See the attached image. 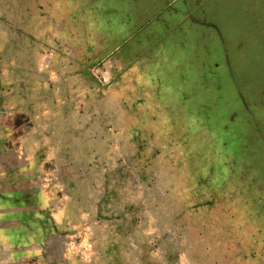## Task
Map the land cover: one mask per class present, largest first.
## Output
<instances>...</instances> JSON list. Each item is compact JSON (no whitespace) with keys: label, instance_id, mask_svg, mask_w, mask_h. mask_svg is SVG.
<instances>
[{"label":"rangeland","instance_id":"1","mask_svg":"<svg viewBox=\"0 0 264 264\" xmlns=\"http://www.w3.org/2000/svg\"><path fill=\"white\" fill-rule=\"evenodd\" d=\"M29 198L0 240L48 226L45 264H264V0H0V208Z\"/></svg>","mask_w":264,"mask_h":264},{"label":"crops","instance_id":"2","mask_svg":"<svg viewBox=\"0 0 264 264\" xmlns=\"http://www.w3.org/2000/svg\"><path fill=\"white\" fill-rule=\"evenodd\" d=\"M2 202V201H1ZM16 202V208L7 209V208H0V213L2 212H20V211H26L29 213L25 218H21L10 222H4L0 220V228H7L10 226H22L26 227L25 225H28V223L32 224V220L35 219V216L38 218L40 217L39 207H40V201L38 199L29 198V199H21ZM46 205V204H45ZM12 219V218H11ZM39 230L43 234L42 237H44V243L38 244L34 240H31L30 247H20V246H12L9 242H4L0 240V264H45L42 255L40 253V250H51L52 246L50 247L48 244V238H49V229L48 226H40ZM47 244V245H46ZM19 250H29L26 254L22 253L20 254Z\"/></svg>","mask_w":264,"mask_h":264}]
</instances>
